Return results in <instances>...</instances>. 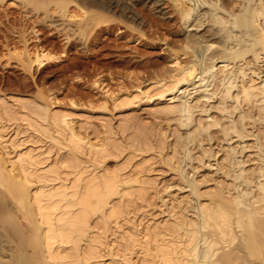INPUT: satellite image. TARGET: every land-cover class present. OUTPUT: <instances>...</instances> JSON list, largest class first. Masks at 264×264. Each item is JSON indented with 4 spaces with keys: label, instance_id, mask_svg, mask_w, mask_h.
<instances>
[{
    "label": "rangeland",
    "instance_id": "1",
    "mask_svg": "<svg viewBox=\"0 0 264 264\" xmlns=\"http://www.w3.org/2000/svg\"><path fill=\"white\" fill-rule=\"evenodd\" d=\"M213 1L228 9L231 7L230 9L237 13L243 4L242 0ZM161 2L163 9L160 13L153 1L144 3V0H0V158H3L5 153L9 156L15 155V146L22 143L21 146L32 147L33 150H37L36 153L44 155L48 153L51 162L55 161L58 151L61 152L64 147L66 149L70 141L67 135L63 136L66 133L62 127L56 126L53 122V115L56 113L60 116L66 114L72 127L83 136L85 145L81 155L85 162L91 159L89 156L92 153H88L91 144L100 147L101 143L108 141L110 131L112 138L115 136L128 150L133 146L130 143L135 141L134 131L138 125L148 130L151 128L149 132L152 142L143 147L147 150L153 146V149L141 151L144 148L140 150L134 142L133 147L137 148L139 156L133 158L134 161L131 160L127 171L135 167L136 169L132 170L135 176L138 175L143 180L146 177L145 180L151 182L153 186L151 185V189L144 194V201L132 194L129 195L138 200L129 195H125L126 199H121L123 203L132 198L129 201H133L132 207L124 209V213L116 217L117 219L113 220V217L107 221L112 232H108L110 233L108 239L129 230L136 232L143 230L145 226L164 224L175 217L176 209L187 208L189 215L195 217L193 212L194 208L196 209L198 195L188 184L189 177H197V180L201 181L198 182L202 184L201 191L204 192L215 190L221 181L234 182L230 176L217 170L223 156V148L229 146L227 141L222 140L224 137L221 138V142L216 140L213 143L209 141L211 134L204 136L205 148L216 151L215 159L204 156L199 162L190 158L192 154L193 157L204 155L199 146L201 141L195 140L194 136L196 130L194 128L198 127L199 117L204 114L202 107L205 105L198 103L199 99L201 100L200 95L204 92L202 88L204 86L200 85L198 77L192 80L194 82L192 84L179 85L181 88L184 86L182 89L186 87L190 89L188 95L181 94V89L177 91L178 86L173 93L169 91L167 97H158L159 93L173 86L176 81L180 71L177 62L182 61V65L185 64L189 58L191 59L192 53L191 49H186L185 46V38L189 31L183 25L178 10L174 11L170 0ZM213 41L219 47L222 45L218 40ZM200 48L199 45L197 49ZM206 51V55L213 52L211 49ZM250 59L251 57H248L247 61ZM220 65L218 63L214 70L215 76H211L216 77L215 80L210 77L206 80L207 83H204L206 84L204 88L208 85V91L221 88H219L222 76ZM258 66L261 70L258 81L261 82L264 77V57ZM127 93L133 96L138 94L140 100L117 109L115 105L116 101H119L117 99ZM186 99L196 109L194 116L197 117V125L194 121L189 127L180 126L177 117L165 111L168 106L178 103L183 105ZM218 99L219 96H215L214 103H218ZM4 107L7 109L10 107V112ZM46 107L48 116L43 118L38 115L36 108L39 110ZM23 112L24 116L28 114V119L30 117L37 120L36 124L39 127L33 125L35 124L32 123L33 119H27L29 121L27 123L26 118L21 115ZM209 112L211 118L210 115L202 116L204 118L199 126L209 124L215 115L222 123L227 122L222 112L213 108ZM21 116L25 120L20 119L23 118ZM177 128L179 134L188 140V148L184 146L185 148L180 151L181 161L183 160L181 164L177 163L178 161L175 162L177 164L174 163L175 157L171 161L172 164H169L170 157L174 156L173 149L176 148ZM213 134H216L215 129ZM160 137L165 139V144L160 142ZM230 142L238 147L242 144L236 137ZM161 147L163 150H160ZM102 148L101 145L97 149L101 151ZM252 153L251 158L255 156L254 151ZM247 157L248 154L245 158ZM4 159L2 162L5 163ZM254 159L248 162L249 167L256 164ZM106 160L105 164L115 167L117 162L121 160L126 162L128 158L122 154L119 157H108ZM176 165L180 167L176 168ZM25 188L28 189V186ZM6 189L2 187L0 190V220L9 213H12L13 217L9 222L0 221V264H46L45 250L40 244L41 234L36 232L33 224L27 222L31 220L24 217L23 209L21 210L15 198L11 197L12 192L8 193ZM128 196L130 198H127ZM201 199L208 201L209 196ZM118 203L121 202L118 200ZM107 209H110V205ZM97 216L98 214L93 217L92 225L101 219L100 213L99 218ZM116 223H119L120 227ZM30 227L35 231L29 229ZM250 234L261 249V256L255 258L244 255L240 249H235L234 260L228 264H264V232L258 229L255 236ZM247 240V236L237 238L233 246L235 243L253 242L252 239ZM220 251L224 252L223 247ZM108 252L109 246L106 243L102 253L105 254L107 261L110 260ZM135 256L134 259L137 260Z\"/></svg>",
    "mask_w": 264,
    "mask_h": 264
},
{
    "label": "bare ground",
    "instance_id": "2",
    "mask_svg": "<svg viewBox=\"0 0 264 264\" xmlns=\"http://www.w3.org/2000/svg\"><path fill=\"white\" fill-rule=\"evenodd\" d=\"M151 1L161 13L163 9L161 0H144V3ZM170 1L175 8L174 11L178 10L186 30L189 31L185 38V46L186 49H191L192 53L191 59L186 60L185 64L182 65V61L177 62L180 65V71L176 81L173 86L159 93L158 97H167L170 94L168 92L173 93L179 85L194 83L192 80L196 77L201 81L200 85L205 87L206 80L215 76L214 70L218 63L221 64L220 90L211 92L208 91V85L206 88L202 87L204 92L200 95V102L197 101L205 105L202 107L204 114L200 115L199 121L202 122L204 118L202 116L210 115L209 118H211L209 110L213 108L222 112L227 122L222 123L219 117H215L216 115L207 125L199 126V122L198 127L194 128L196 129L194 136L195 140L201 141L199 146L204 155L193 157L192 154L190 158L199 162L204 156L215 159L216 151L205 148L204 136L211 134L209 141L213 143L216 140L221 142V138L224 137L222 140L227 141L229 146L223 148V156L217 170L230 176L234 182L221 181L215 190L204 192L200 188L201 181L198 179V182L197 177H189L188 184L198 195L196 209L194 208L193 212L195 217L189 215L187 208L176 209L177 216L175 214L173 219L164 224L157 223L154 227L153 225L145 226L143 230L138 229L139 231L136 232L129 230L130 232H122L120 236L108 239L111 225L109 226L110 223L108 224L107 221L113 217V220L118 218L124 213V209L132 207L133 201L129 202L132 200L130 197L137 195L140 197L139 200L144 201V194H147L148 189L153 186L151 182L145 180L146 177L143 180L138 175L135 176L132 171L134 166L131 171H127L131 160L139 156L137 148L133 147L134 142L140 150L143 145H150L152 141L149 130L151 128L148 130L144 126L140 128L139 125L136 129L131 127L135 129V131L132 130L135 132H133L135 141H131L130 145L133 144V146L131 145L132 148L128 150L125 149L127 146L119 143L114 135L112 138L109 130L111 135L108 136L107 142L101 143L102 150L97 149L101 145L97 147L96 144H91L88 153L92 154L91 156L87 154L91 159L85 162L81 155L85 145L83 136L75 127H72L66 114L61 117L56 113L57 115H53V122L56 126L62 127L66 133L63 136L67 135L70 141L68 139V146L62 145V147L66 146V149L64 147L61 152L58 151L55 161L51 162L48 153H45L46 155L36 153L37 150H33L32 147H23L22 143H19V146L16 144L15 155L9 156L5 153L3 157L5 163L2 162L3 158H0L2 162H0V190L5 187L8 193L12 192L10 195L15 198L21 210L23 209L24 217L33 223L27 222L33 224L36 232L41 234L40 244L45 250L46 264H228L234 260L235 249H240L244 255L255 258L261 256L262 251L250 233L255 236L258 229L264 232V77L261 82L258 81L261 73L258 63L264 57V33H262L264 1L242 0L243 4L238 13L230 9L231 7L228 9L218 5L213 0ZM208 25L210 26L207 28ZM205 28L207 29L203 31ZM213 40L222 42V45L219 47ZM199 45L201 48L197 49ZM216 47L219 48L215 50ZM210 49L213 52L206 55L205 51ZM248 57H251L250 61H247ZM215 78L212 79L215 80ZM182 88L179 86L177 91L181 89V94L190 93L187 87ZM137 96L127 93L121 98L117 97L119 101L115 103L116 108L135 104L140 100V96ZM215 96H219L218 103H214ZM187 99L183 100L186 102L183 105L178 103L165 108V111L174 114L178 124L184 127H189L194 121L197 125L198 121L194 116L196 109ZM5 107L4 109H7ZM9 108L6 111L10 112ZM36 112L43 118L48 116L47 107L39 110L36 108ZM22 114L24 116V112ZM27 116H24L26 120ZM24 117L20 119L25 120ZM29 119L33 118L29 117ZM34 121L33 125L39 127L36 124L37 120ZM30 123L31 126L32 123ZM214 129L216 134H213ZM176 131V148L173 149L174 156L170 155V159L168 157L169 164H172L174 157L176 158L174 163L183 162L180 151L184 146L188 148V140L186 141L179 134L178 128ZM198 135L203 137L199 138ZM234 137L242 143L239 147L230 142ZM159 139L162 144H165V139L161 137ZM192 140L194 141L193 138ZM250 141L252 142L249 143ZM144 149L141 151L147 152L153 149V146L147 150ZM161 149L163 150L162 147ZM253 151L255 156L251 158ZM122 154H125V158L127 156L128 161L121 160L115 167L104 163L107 161L106 158L119 157ZM247 154L248 157L245 158ZM253 159L256 164L249 167L248 162ZM209 165L211 166L212 163ZM204 181L207 182L205 179ZM26 185L28 189L25 188ZM125 195H129L130 197L127 198L131 200H125L122 203L121 199L125 198ZM204 196H209V200L202 201L201 198ZM117 199L121 203H118ZM108 205H110V211L107 209ZM99 213L101 219L92 225L93 217L97 214L99 216ZM12 217V213H9L0 221L9 222ZM116 224L119 225V223ZM245 230H247L246 233ZM242 236H247L248 240L252 239L253 242H240L233 246L236 239H242ZM106 243L109 246V261L105 260V254L102 253ZM220 245L224 252L220 251ZM227 247L229 249H226ZM134 255L137 256V260L134 259Z\"/></svg>",
    "mask_w": 264,
    "mask_h": 264
}]
</instances>
